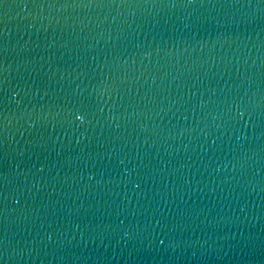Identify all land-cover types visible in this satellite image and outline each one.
<instances>
[{"label": "water", "instance_id": "1", "mask_svg": "<svg viewBox=\"0 0 264 264\" xmlns=\"http://www.w3.org/2000/svg\"><path fill=\"white\" fill-rule=\"evenodd\" d=\"M177 3L0 0V264H264V0Z\"/></svg>", "mask_w": 264, "mask_h": 264}, {"label": "snow or ice", "instance_id": "2", "mask_svg": "<svg viewBox=\"0 0 264 264\" xmlns=\"http://www.w3.org/2000/svg\"><path fill=\"white\" fill-rule=\"evenodd\" d=\"M89 3L92 2V0H88ZM113 3H115V0H112ZM121 2L123 3L124 0H121ZM169 3L172 4V7H176V5L178 4L177 3V0H169ZM179 4H183V3H179ZM187 4L191 5L192 3L191 2H188Z\"/></svg>", "mask_w": 264, "mask_h": 264}]
</instances>
